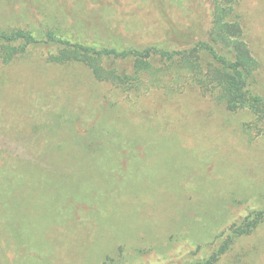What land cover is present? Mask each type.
I'll return each mask as SVG.
<instances>
[{
  "label": "rangeland",
  "instance_id": "374dc122",
  "mask_svg": "<svg viewBox=\"0 0 264 264\" xmlns=\"http://www.w3.org/2000/svg\"><path fill=\"white\" fill-rule=\"evenodd\" d=\"M218 21L258 62L250 88L264 101V0H0V28L49 24L104 45H169L171 23L213 41L228 32ZM153 67L134 93L40 51L0 59V264H179L221 225L240 232L218 264H264V116L188 78L167 87L180 61Z\"/></svg>",
  "mask_w": 264,
  "mask_h": 264
},
{
  "label": "trees",
  "instance_id": "16d2710c",
  "mask_svg": "<svg viewBox=\"0 0 264 264\" xmlns=\"http://www.w3.org/2000/svg\"><path fill=\"white\" fill-rule=\"evenodd\" d=\"M218 23L221 29H228L227 34H219L221 39L196 40L190 34L181 36L171 23L168 34L169 45L144 46L143 48L128 47L117 42L107 45L100 44L97 41L79 38L64 29L49 24L41 29L35 27L0 28V59L3 63H9L40 51L44 59L49 62L59 64L80 62L90 69L97 81L108 82L115 87L129 92L134 91V93H138L143 86L139 78L140 73L151 70L149 75L155 76L153 72L157 69L153 67V62L159 61L172 65L180 61L184 67L181 72L170 75L164 71V74L169 76L164 77L167 80V87L173 89L176 84L183 83L188 78L194 85L207 92L209 90L218 94L217 96L229 110L244 106L250 107L258 120L255 123H258L264 116V101L250 88L254 81L253 69L258 67V62L249 54L246 46L237 40V34L231 31L234 28L232 24L228 22L225 24L221 21ZM221 41L223 46L230 49L222 52V49L218 47V42ZM103 57L121 60L131 67L133 74H120L106 69L101 64ZM200 61L207 64V69L211 71V74L207 73L204 76L205 71ZM183 71L185 74L182 73ZM171 76L172 79H169ZM262 214V211H255L251 216L246 217L239 227L245 224L244 229L249 232L252 225L256 226L259 222L249 220L254 216L255 219L261 218ZM215 231L217 232L212 240L199 243L187 242L183 247V253L187 254L179 264H218L222 254L227 251L233 241L234 237L230 234H238L240 229L235 226L230 227L228 231L231 232L227 234L225 233L227 230L225 231L221 225ZM226 234L227 237L224 239ZM146 253H148L147 250L138 251L137 257ZM108 263L116 264L111 257H107L102 264Z\"/></svg>",
  "mask_w": 264,
  "mask_h": 264
}]
</instances>
